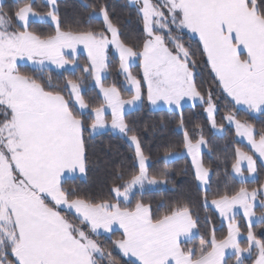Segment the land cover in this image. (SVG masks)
<instances>
[{
    "label": "snow or ice",
    "instance_id": "snow-or-ice-1",
    "mask_svg": "<svg viewBox=\"0 0 264 264\" xmlns=\"http://www.w3.org/2000/svg\"><path fill=\"white\" fill-rule=\"evenodd\" d=\"M46 4L41 13L34 0H15L14 7L0 0V264H247L253 257L252 264H264V232L253 230L264 225V183L243 186L246 173L256 180L264 170V129L233 111L243 106L264 115V0H131L140 27L133 42L108 0L83 5L85 26L62 19L59 0ZM37 21L50 23L52 31H37ZM80 46L87 53L84 64L75 56ZM111 49L123 79L108 83ZM205 68L214 87L203 86ZM53 71L62 83L53 82ZM85 80L98 90L91 100ZM220 94L231 105L222 120L252 151L236 147L230 162L221 161L224 173L230 164L242 186L212 192L220 172L203 159L211 142L203 134L189 136L183 107L200 106L211 126L223 131L216 120ZM145 102L166 105L178 116L200 207H214L227 222L225 235L218 238L214 227H206L210 217L201 222L191 201L161 213L143 199L151 186L170 183L167 169L150 170L136 121L128 119L129 109L142 110ZM103 129L130 142L135 170L118 171L106 195L81 194L67 180L87 173L86 139ZM171 154L166 147L165 162ZM117 230L120 237L112 240Z\"/></svg>",
    "mask_w": 264,
    "mask_h": 264
},
{
    "label": "trees",
    "instance_id": "trees-1",
    "mask_svg": "<svg viewBox=\"0 0 264 264\" xmlns=\"http://www.w3.org/2000/svg\"><path fill=\"white\" fill-rule=\"evenodd\" d=\"M4 2L8 7L15 6V0H5ZM92 2L93 0H59L62 19L69 25H73L74 21H78L81 26H85L84 22L88 16L87 10L83 5ZM108 2L113 6V11L120 21L125 38L129 42L135 41L140 35V27L137 23L135 9L131 6L130 1L108 0ZM34 4L38 12L44 13L48 10L44 0H34ZM93 23L97 27L99 26V21H94ZM32 27L43 33L52 31L50 23L36 22ZM110 58L112 67L111 75L107 82H119L123 77L117 76V56L110 53ZM78 62L80 64L86 63V55L81 54L78 57ZM22 70L31 71V68L26 67ZM134 71H138V69H134ZM51 75L53 76L54 83H62V77L58 74V71H53ZM75 75H81L79 69H77ZM63 76L69 77L72 76V73L65 72ZM202 78L204 87H214V85L210 84L211 77L206 68L203 70ZM84 88L86 89V99L91 100L97 96L98 90L94 88L92 81L85 80ZM124 96L127 97L128 93L125 92ZM216 103L219 107L216 120L218 125H224L225 132L223 134L215 133L208 120L207 113L200 106L183 108L185 126L189 136L198 138L201 133L211 142L210 148H207L203 153V159L206 166H210L214 172H220L219 176H213L212 192L223 191L226 185L229 190H238L242 186L240 180L232 172L230 164L227 173H224L221 161L226 158L230 162L234 148L236 147L249 153H251V150L245 143L237 139L234 128L227 126V122L222 120V115L231 107L229 99L220 94L217 96ZM233 111L237 112L240 119L248 120L254 124L257 130L264 129V115H253L238 107L233 109ZM128 119L136 121L137 134L141 136L142 146L150 160V170L157 172L167 169L170 173V183H162L155 188L147 189L143 199L152 204L154 211L158 210L161 213L177 202L191 201L193 211L200 215L201 222H203L205 215L209 216L211 223L210 225H206V227H214L218 238L225 235L227 233V223L219 217L217 211L211 206L207 210L200 207L201 201L199 196L201 193L194 178V169L190 159L187 156H181L167 162L164 160L166 147H171V153L182 152L184 150L182 143L184 130L178 126V116L171 115L166 109L153 110L145 102L142 110L130 111ZM85 135L88 137L87 133ZM86 148L89 157L87 173L82 177L70 178L66 183L67 187L74 188L81 194L106 195L108 188L114 183V177L118 171L135 170L133 168V165L136 164L134 150L130 146V142L117 133L106 131L99 135L91 136L86 139ZM218 156L221 158L220 160L217 159ZM218 164H220L219 169L217 168ZM262 183H264V170L259 172V177L256 180H248L243 186L251 189L252 187H258ZM211 198L209 196V199ZM256 211L260 213L259 208ZM236 221L244 236L241 241L243 244L246 237V221L241 215L237 217ZM253 230L259 235L261 232H264V225L255 224ZM201 234H204V229L201 230ZM119 237L120 232L118 231L111 235L112 240ZM101 239L103 240L104 237H101ZM195 243H199L198 238ZM127 259L125 257L124 261H127ZM227 259L231 260L232 256ZM252 259L254 257L249 258L247 264H252Z\"/></svg>",
    "mask_w": 264,
    "mask_h": 264
},
{
    "label": "rangeland",
    "instance_id": "rangeland-1",
    "mask_svg": "<svg viewBox=\"0 0 264 264\" xmlns=\"http://www.w3.org/2000/svg\"><path fill=\"white\" fill-rule=\"evenodd\" d=\"M5 1V0H4ZM45 2H46V0H44ZM130 1V3H131V0H129ZM37 22H39V21H37ZM110 53H113L115 56H116V53H115V50L114 49H111L110 50ZM109 53V54H110ZM81 54H85L86 56H87V53H86V50H83V46H80V48L77 50V53L75 54V56H76V59L78 60V57L81 55ZM29 65H30V63L31 62H27ZM193 107V105H192V103L191 102H187V103H185L184 104V107L183 108H185V107ZM151 109H153V110H159V109H166V110H168L167 109V106L165 105V106H162V107H156V108H152L151 106H149ZM238 108H242L241 106H238ZM137 109H139V108H130L129 109V112L130 111H134V110H137ZM242 109H244V110H246L245 108H242ZM251 114H253V115H258V113H251ZM227 126H229V127H232V128H234V130H235V126L234 125H229L228 123H227ZM212 127V126H211ZM213 128V127H212ZM107 129H103V130H100L97 134H99V133H102V132H104V131H106ZM213 130L215 131V133H217V134H223L224 132H225V127H224V130L223 131H219L217 128H213ZM112 132L113 133H117V134H119L118 132H115V131H113L112 130ZM96 135V134H95ZM120 135V134H119ZM200 135H201V133H200ZM237 137V139L239 140V141H241L242 143H245L249 148H250V146H249V144H248V142H247V140H246V138H241V137H238V136H236ZM206 149L207 148H204L203 149V153H204V151H206ZM250 150H251V148H250ZM252 151V150H251ZM251 154V153H250ZM181 156H187L189 159H190V161H191V157L186 153V150L184 149L182 152H174V153H172L171 154V157L169 158V160L168 161H170V160H173V159H175V158H178V157H181ZM235 176H236V178L238 179V180H240V178L236 175V174H234ZM246 175H248L249 176V180L250 181H254V180H252L251 179V176H252V174H248V173H246ZM259 177V175L257 176V178ZM256 178V179H257ZM158 185H155V186H151L150 188L152 189V188H155V187H157ZM149 188V189H150ZM243 216V210L242 209H240L239 210V212H238V214H237V217L238 216ZM257 215H259L258 213H257ZM243 218L246 220V218L243 216ZM224 221V220H223ZM226 222V221H225ZM255 225V224H254Z\"/></svg>",
    "mask_w": 264,
    "mask_h": 264
},
{
    "label": "crops",
    "instance_id": "crops-1",
    "mask_svg": "<svg viewBox=\"0 0 264 264\" xmlns=\"http://www.w3.org/2000/svg\"><path fill=\"white\" fill-rule=\"evenodd\" d=\"M238 107V106H237ZM242 108H244L243 106H241ZM241 108V109H242ZM244 110V109H243ZM247 111V110H246ZM259 114V113H258ZM106 131H111L112 132V130L111 129H107ZM106 131H104V132H106ZM104 132H102V133H104ZM99 134H101V133H99ZM99 134H96V135H99ZM82 176H84V174H74V176L73 177H71V178H75V177H82ZM70 179V178H69ZM212 208H214V207H212ZM218 213V212H217ZM258 213V212H257ZM219 214V213H218ZM258 214H260V213H258ZM222 219V218H221ZM236 219H237V217H236ZM223 220V219H222ZM246 221V220H245ZM225 222V221H224ZM225 223H227V222H225ZM236 223H237V221H236ZM118 232H120L119 230H117ZM116 231V232H117ZM107 235V234H106ZM243 234H242V232H241V241H242V239H243ZM232 249H229V250H227V252H226V258H228V257H230L231 256V253H232Z\"/></svg>",
    "mask_w": 264,
    "mask_h": 264
}]
</instances>
